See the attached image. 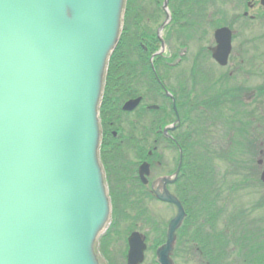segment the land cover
Listing matches in <instances>:
<instances>
[{
	"label": "water",
	"instance_id": "water-1",
	"mask_svg": "<svg viewBox=\"0 0 264 264\" xmlns=\"http://www.w3.org/2000/svg\"><path fill=\"white\" fill-rule=\"evenodd\" d=\"M122 5L0 0V264H97L92 247L110 212L97 158V105ZM215 40L212 57L224 66L230 30H216ZM139 173L146 183V163ZM175 177L157 186L158 198L178 208L157 250L159 264H173L174 233L185 217L166 189ZM128 244L127 264H141L140 234Z\"/></svg>",
	"mask_w": 264,
	"mask_h": 264
},
{
	"label": "flooded vegetation",
	"instance_id": "flooded-vegetation-1",
	"mask_svg": "<svg viewBox=\"0 0 264 264\" xmlns=\"http://www.w3.org/2000/svg\"><path fill=\"white\" fill-rule=\"evenodd\" d=\"M219 20L224 23L222 26L232 31L233 46L234 44L239 46L256 44L260 39V31L264 25L262 0H131V10L127 18V25L129 26L128 41L145 53L150 47L155 48L162 45L166 46L167 51H170L171 47L176 44L187 47L194 45L193 42L197 45H215L214 32L219 28L216 27L220 24ZM132 56L133 58L139 57L137 53ZM173 56L172 53L161 56L163 62L158 65L160 71L165 68L178 67L187 60L178 57L176 62L172 63L171 58ZM237 57L239 59L235 61H231L229 58L228 66L230 68L223 72L222 83L225 86H228L235 79H240L241 76L237 75L240 72H247V70H243V66L246 64L245 58L240 55H237ZM209 58L213 61L211 55H209ZM133 61L138 62L137 59H134L132 64ZM147 61L149 62V57ZM231 62H235L242 71L231 69L235 65H232ZM201 72L193 66L187 77L190 79L193 110L203 106L198 104L201 102L199 101L201 92L198 89H200L203 81L196 77L199 74L201 78ZM186 75L188 74L186 73ZM247 77L263 78L262 84L252 89L244 85L233 86L234 96L230 97L231 94H225L226 96L223 97L221 103L224 104L227 112L233 100H239V105L245 108L258 106L259 109L256 114L259 113V115L251 118L247 127L244 124V119H241V122L244 124L243 129L256 126L261 132H264V75ZM207 83L208 81H206ZM186 84L187 82L180 81L177 90L172 88L170 90V87H166L171 94L170 97L166 96L161 89L158 98L159 103L161 101L162 104L156 102L158 108L154 110L149 109L150 105H154L151 100L155 97V94L150 91L144 92L145 95L142 96L140 104L131 112L123 111V103L113 105L114 102H106L105 99L103 104L101 103L99 117L101 131L100 162L104 171L110 201L113 204V215L120 223L116 228L111 229L108 246L113 247L119 244L118 242L121 240L125 249L128 248L127 237L126 239L123 238L121 229L120 232L118 231L119 228L131 225L133 220H138L137 216L142 218L145 212L152 211L151 205L155 202L174 209L172 204L158 201L155 198L153 185L159 178L172 175L179 162L180 141L182 138L179 130L180 125L175 128L173 133L170 131L166 134L164 128L172 124L177 125L178 117L181 124L183 117L179 109L183 103L177 102L180 101L181 88L185 87ZM208 84L209 87H212L210 83ZM211 84L213 85V83ZM159 105L161 106L159 107ZM253 114L255 115V112ZM237 125L236 130H230V135L225 136L226 140L228 141L230 138L235 140L236 136L240 138L243 135V138L240 139L242 143L240 152L246 154L253 150L257 151V163L260 164L258 167L262 169L264 160H260L261 163H259V158L260 156L264 157V134L260 133L255 127L252 133L254 136L252 140L255 145H252V141L251 143L247 142L245 138L251 135L244 131H237L241 128V124L237 123ZM159 148L176 152L173 169H169L167 166L169 161H165L164 156L160 155L158 157L157 151ZM226 148H229L228 143ZM142 163L149 165L146 184L142 183L139 176V167ZM167 189L178 200H181L183 193L181 175H178L173 183H169ZM127 200L131 203L132 210L141 207L142 212L137 214L132 210L129 213L122 211L120 207ZM133 224L136 225V222ZM119 236H122V238H119ZM107 248H109V252L112 251L111 247ZM113 252H115L114 249Z\"/></svg>",
	"mask_w": 264,
	"mask_h": 264
},
{
	"label": "trees",
	"instance_id": "trees-1",
	"mask_svg": "<svg viewBox=\"0 0 264 264\" xmlns=\"http://www.w3.org/2000/svg\"><path fill=\"white\" fill-rule=\"evenodd\" d=\"M130 10L131 0H125L123 28L119 42L108 59L104 78L103 101L104 99L106 102L112 101L114 102H111L113 105H121L128 98L140 95L144 96L145 90L152 92L157 97L160 96V86L153 79L151 64L147 61L148 56L156 48L150 47L145 53L128 41L127 32L129 26L127 25V18ZM221 22L219 20L220 25L218 26L222 25ZM201 52H203V55H209L206 49ZM134 53H137L139 57L133 58L132 55ZM134 59H137L138 62L133 61L132 64V60ZM158 62H161L160 58H157L154 68L157 73H160V69L158 68L160 63ZM158 75L159 79L164 83L165 78L163 74ZM222 82L223 77L213 83L212 87ZM164 85L168 87L165 83ZM169 89L171 90V88ZM227 93L232 95H229L230 97H233L235 94L234 88L225 86L218 89L215 93L208 96L204 102L214 108ZM154 98L151 101L156 103L158 99ZM187 102L193 105L191 89L182 87L180 101L177 103L186 104ZM198 104L203 105L202 102ZM239 104V100H233L231 106L228 108V114L223 111V120L228 119L231 124H233V121H236V123L241 124V128L237 131L246 132L243 129L244 124L248 126L251 118L257 117L259 113L256 114L258 109L253 111L251 108H245ZM204 105L200 113L203 115L202 117H206L207 111H211L208 106ZM206 107H208V110H204ZM193 109L194 106L187 109L188 111L182 116V122L179 127L182 136L180 145L183 150V166L181 170L182 201L187 212V217L178 231V241L173 252V260L175 264H179L181 259H184L182 263L186 261L185 263L187 264H192L190 263L192 261L195 264H264V238L256 241L257 236L242 234L239 231V225L245 227V230L248 231L247 217L251 216L253 212H258V210L262 212L264 205L259 203L257 207L253 206V209L247 208L246 210L236 207L237 205L231 199V193L238 192L236 188L238 187L237 184H231L229 187L230 197L228 200L225 196L226 183L224 180L226 175L221 176L218 180L216 179L215 160H221L226 164L230 176H233L231 174L232 171L234 173L238 172V177L241 176V181L249 180L254 185L260 184L261 186L259 172L258 174L256 173L257 177L255 179L252 176V166H250V163L242 164L241 156L243 153L240 152L241 142L238 140L230 138L227 141L229 148H226L224 145L225 150L221 153H218L215 147H213L216 142L203 140L202 135L206 128H195L192 124L194 122L191 121L188 115L189 111L192 112ZM214 111H216L215 120L222 117L218 116L216 107ZM243 112L244 114H242ZM254 112L255 115L253 114ZM207 119L209 120L210 118ZM241 119H244V124L241 122ZM154 128L156 129L157 127L155 126ZM193 147H197V149L193 150ZM250 162L252 163V160ZM253 164L257 166L256 160L253 161ZM120 209L129 213L132 210L129 200L123 203ZM141 210V207H136L132 212L139 214V212H142ZM223 217L228 219L227 222L232 226L223 224L221 222ZM140 218L137 216V219L142 221L143 229H147L148 232H156L157 237L154 240V247L163 243L165 237L163 223L149 213H144L142 218ZM134 222H137V220H133L132 224ZM257 225L263 229L262 232H258V228L256 227L257 233H262L264 236V224Z\"/></svg>",
	"mask_w": 264,
	"mask_h": 264
},
{
	"label": "rangeland",
	"instance_id": "rangeland-1",
	"mask_svg": "<svg viewBox=\"0 0 264 264\" xmlns=\"http://www.w3.org/2000/svg\"><path fill=\"white\" fill-rule=\"evenodd\" d=\"M257 32V31H256ZM261 35V39L258 41V45H243V46H239V45H235L232 48V53H231V57L230 60L235 61L238 60L239 58L237 57V55L242 56L243 58H245L246 60H248L246 62V64L243 66V70H247V72L243 73L240 72V79H235L233 82H230L228 84V86L233 87V86H240V85H244L245 87H248L249 89L255 88L259 85L262 84V79L260 77H247V76H257V75H264V26L262 28V32H260ZM194 45H191L188 47V52L186 53V62L182 63V65L175 67V68H165V69H161V72L165 78V83L172 89L177 90L180 81L182 82H187V84L185 85V87H190L191 85H189L190 83V79L187 78L189 76V70L191 68H193V66L195 67V69H199L200 71H202V75L200 78V75L198 74L196 77L199 78V80H202L203 83L200 86V89H198L201 92V95H199V101H201L203 103V105L205 104L204 100L210 96L211 94L215 93V91H217L218 89H221L223 87H225V85L223 83L217 84L216 86L213 87H209L208 83H215L216 81L220 80L223 77V72L227 71L228 69H220L218 68L216 65H214V63L206 56V54H202L206 48L205 45H197L196 43L193 42ZM180 46L179 45H173L172 49H170V52L174 51L176 54V51L178 50ZM181 48V47H180ZM247 54V55H246ZM245 55V56H244ZM251 55H254L253 57H250ZM196 63V65H195ZM232 65H234L233 68L235 71L239 70L242 71L241 68L237 67V64L235 62H231ZM248 64V65H247ZM241 67V66H240ZM206 71H209L211 73H208ZM186 73L188 75H186ZM237 73V72H236ZM234 73V74H236ZM182 75V76H180ZM247 79H246V78ZM194 79V77H193ZM206 81H208V83L206 84ZM227 86V87H228ZM181 94V92H180ZM182 107L179 109L180 113L182 116L185 115L188 111L187 109L191 108L193 105L190 104V102H187L186 104L183 103L181 104ZM204 106H208L211 111H207L206 117L210 118L209 120L203 115L199 113V111L201 112V108L198 110H193L192 112L189 111L188 115L190 116V119L193 124V126L195 128H206L203 132L202 137L204 138L203 140H209V141H213L216 142L215 143V150H217L218 153H221L225 150V147L227 145V140L224 139L225 136L230 135L229 131H233L236 130V126L237 123L236 121H233V124H231V122L228 120V124H227V120H223V111L226 112V114H228L226 108L224 107V104L221 103V101L219 103H217V113L218 116H222L220 118H218V120H215L214 116L216 114V111H214V109L212 108V106L205 104ZM208 107L204 108V110H208ZM253 111L255 109H259L258 106H255L254 108H251ZM213 117V118H212ZM212 123V125H211ZM247 127V126H246ZM256 126H249L248 129H245L247 134H250V137H245L247 142L252 141V145L254 144V141L252 140V138L254 137L252 135V133L254 132V128ZM257 128V127H256ZM257 130L264 134V132H261L258 128ZM243 138V135H241L240 139ZM225 145V147H224ZM197 147H193V150H196ZM263 150H264V146H263ZM158 152V157L160 155L165 157V161H169V164L167 163V166L169 167V169H173L174 168V160L176 157V152L175 151H168L165 150L164 148H159ZM257 151L253 150L251 152H247L246 154L244 153L241 156V161L242 164L245 165V163H250V166H252V176L256 179L257 174H258V169H260L258 166H255L256 164H253L254 160H257ZM256 158V159H255ZM173 159V160H172ZM261 161L264 160L263 156H260ZM250 160H252V163L250 162ZM255 163V162H254ZM215 172H216V179L218 180L221 176H225V180L224 182L226 183L225 186V196L226 198L229 200V187L231 186V184H237L238 187H236L238 189V192H234L231 193V199H233V203L236 204V207H241L244 208V210H246L247 208H251L253 209L254 207H257V205L259 203H262L264 205V186H260V185H254L253 183L248 181H241V176L238 177V172L234 173V171H232V175H229V169L226 166V164H224L221 160H217L215 165ZM245 167V166H244ZM166 170V168H165ZM257 173V174H256ZM238 182V183H236ZM235 188V187H234ZM228 206V204H226ZM151 213L156 215L157 220H159L160 222H162L163 224L165 222H168L174 215H175V210L171 207H167V206H163L160 203H154L151 205ZM223 221H227V219H225L224 217L222 218ZM221 220V222H223ZM108 222V221H107ZM260 222H264V209L262 210V212L260 211H256L255 213L253 212L251 214V216L247 217V224L249 229H254L256 231V224H259ZM111 225V224H110ZM229 226H232L229 222H228ZM112 227V225H111ZM240 229V233L242 234H251L248 233L247 230H245V227H242L241 225H239ZM114 228V227H112ZM112 228H108L109 230V234L107 235V237L104 239L103 242L101 239V234L104 231V227L101 231H99L98 235L96 236V239L94 241L93 247H92V253H93V258L95 259L97 264H125V262H123V259L121 260L120 255H123L124 252L123 250L125 249L123 243L121 242V240H119V244L114 245L113 247L111 245H109L108 247H111L112 251H108L109 248H107V245L109 243L110 237H111V229ZM116 228V226H115ZM139 229H141L142 233H146V230L143 229L142 227H138ZM258 228V226H257ZM123 233V235L127 232L126 227H122L119 228V232ZM224 230H228V229H224ZM150 233V232H149ZM122 235V236H123ZM122 236H119V238H122ZM152 239H156L157 235H151ZM257 241V239H256ZM113 249L115 252H113ZM108 251V254H107ZM106 252V254L104 253ZM116 256V257H115ZM125 258V257H124ZM184 259H181L179 261V264H187V263H182ZM156 256L153 254L152 251H149L146 253L145 255V262L144 264H156ZM192 264H195L194 261L190 262Z\"/></svg>",
	"mask_w": 264,
	"mask_h": 264
}]
</instances>
